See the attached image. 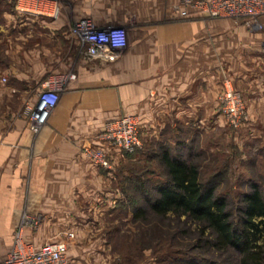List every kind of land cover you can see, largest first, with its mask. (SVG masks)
Instances as JSON below:
<instances>
[{
    "label": "crops",
    "instance_id": "crops-1",
    "mask_svg": "<svg viewBox=\"0 0 264 264\" xmlns=\"http://www.w3.org/2000/svg\"><path fill=\"white\" fill-rule=\"evenodd\" d=\"M57 1V16H36L0 0V27L6 34L29 22L42 33L29 48L22 44L30 38L6 36L12 61L0 59V263L25 213L42 215L38 229L26 227L25 237L43 243L69 230L83 235L90 210L97 218L115 208L121 197L119 165L127 154L97 138L109 119L139 115L145 154L167 143L179 144L188 154L198 148L202 127L214 129L223 121L218 94L229 78L248 109L239 146L258 144L264 164V30L249 29L231 17L206 18L182 0ZM70 12L71 17L88 16L98 25L122 28V55L79 61L69 70L57 58L62 43L67 47L69 41L54 35L70 23ZM69 71L75 76L61 84L47 123L32 130L25 104L37 101L49 76ZM85 141L107 148L116 167L96 166L82 151ZM100 248L68 247V253L75 264H111Z\"/></svg>",
    "mask_w": 264,
    "mask_h": 264
},
{
    "label": "trees",
    "instance_id": "trees-1",
    "mask_svg": "<svg viewBox=\"0 0 264 264\" xmlns=\"http://www.w3.org/2000/svg\"><path fill=\"white\" fill-rule=\"evenodd\" d=\"M181 150L167 143L148 151L147 157L159 156V167L136 157L138 151L128 156L133 166L123 172L116 206L146 231L138 238L139 256L152 248L159 262L264 264V177L245 180L236 195L225 188L230 164L219 168L212 159L205 163L200 150ZM165 234L176 247L162 244Z\"/></svg>",
    "mask_w": 264,
    "mask_h": 264
},
{
    "label": "built area",
    "instance_id": "built-area-1",
    "mask_svg": "<svg viewBox=\"0 0 264 264\" xmlns=\"http://www.w3.org/2000/svg\"><path fill=\"white\" fill-rule=\"evenodd\" d=\"M4 1L14 2L16 9L28 15L57 16L59 13L57 0ZM183 2L194 5L198 10L213 17H231L237 21L242 19L248 27L253 29L261 27L260 19L264 15V0H183ZM70 33L81 45L83 57L89 60L117 59L126 46L122 28L98 25L92 17L88 16L78 19L71 27ZM68 76L73 74L49 76L43 81L37 101L35 103L28 101L25 104L24 112L32 130L39 131L47 123L57 105L61 84ZM4 79L7 78L4 77ZM220 109L228 122L237 127L248 118L244 97L229 78L225 79ZM97 138L126 153H136L143 146L139 115L126 113L109 119ZM82 151L96 166L107 171L114 169L111 153L103 145L85 141L82 144ZM42 220L41 214L25 213L23 215L15 229L13 246L0 264H75L69 256V245L66 239H51L43 243L26 239V227L38 229ZM66 236L71 238L75 236V232L66 231Z\"/></svg>",
    "mask_w": 264,
    "mask_h": 264
},
{
    "label": "rangeland",
    "instance_id": "rangeland-1",
    "mask_svg": "<svg viewBox=\"0 0 264 264\" xmlns=\"http://www.w3.org/2000/svg\"><path fill=\"white\" fill-rule=\"evenodd\" d=\"M183 1V0H182ZM185 5H190L194 8V10L199 11L201 15L205 16L206 18H210L213 16L207 15L201 10H198L196 6L183 2ZM68 15V14H67ZM71 12L69 13V20L70 23L68 25H64L55 33V37H61L68 40L69 44L67 47L64 43H62L63 49L61 50V54H58L57 58H60L61 62L67 64L69 70H74L79 61L86 60L88 63L94 62L95 60L85 59L81 52V45L76 41L75 37L70 33L71 27L74 23L84 17H71ZM87 17V16H86ZM4 20L3 17H0V21ZM239 21H243L240 19ZM261 27L252 30H264V17L262 16L261 19ZM30 23V22H29ZM24 25L23 29L19 30L14 27L10 28L9 31H4L5 28L0 27V59L6 62L10 61L11 59L8 58L6 55V46L4 38L8 35L15 36L16 34L23 35L30 39H26L25 44L22 45L26 48H29L30 45L32 46L31 39L39 36L40 30L34 28L31 24ZM19 31L21 33H19ZM5 32V33H4ZM44 35V34H43ZM60 40H55L56 47H60L61 45ZM65 46V47H64ZM24 57V56H23ZM25 58V57H24ZM23 61V58L20 59ZM12 61V60H11ZM57 63V61H55ZM72 72V71H69ZM75 76V73H70ZM2 75L0 76V78ZM7 76L4 75L3 78ZM226 79V78H225ZM225 79L223 80L222 89L218 94V106L217 110L218 113H222L220 109L221 105V93L225 87ZM30 85V84H29ZM235 85V84H234ZM237 89V87H235ZM239 90V89H237ZM240 91V90H239ZM241 92V91H240ZM242 93V92H241ZM247 108V106H246ZM248 112V109H247ZM217 113V114H218ZM224 115V114H223ZM244 124V123H243ZM243 124L239 127L234 126L228 122L224 115L223 121H217L215 123V128L207 130L203 128V133L199 135V145L196 148V151H201V159H204V162H212L215 161V166L218 165L219 168L228 165V181L225 183L227 190H230L232 193L238 195L242 189H244L247 185V179L250 177L258 180H263L264 177V164L261 161L262 157L260 154V146L255 142H253L249 146H245L242 149L239 146V135ZM206 127V126H205ZM208 128V127H207ZM142 132V129H141ZM146 146V140L143 136V146L141 150L138 151V154H135L136 157L144 158L147 162H150L152 165L153 163L159 167V156H151L148 157L144 153V148ZM150 151V150H149ZM126 153V152H125ZM127 158L124 161H121L119 168V182L122 179L123 172L128 171L130 166H133L128 159L130 153H126ZM134 154V153H133ZM217 161H216V160ZM259 161V162H258ZM218 163V164H217ZM261 163V164H257ZM214 164V163H213ZM114 167H116L114 162ZM118 167V166H117ZM218 168V169H219ZM215 169V168H214ZM213 169V170H214ZM217 170V169H216ZM212 172V171H211ZM245 184V185H244ZM120 189V188H119ZM120 193L121 190H120ZM88 207H90L88 205ZM88 220L86 221L87 228L85 229V233L83 235H78L75 233V236L68 238L65 233L59 234L57 237L58 239H68L69 251L72 250V247H101L102 254L107 259V261L111 264H135L137 260H140L139 264L145 262V264H183L184 261H179L174 259L173 257H168L164 261L159 262L156 258V254L154 253L152 248L145 249L146 254L142 257L139 256V250L137 247L139 246L138 238L140 235H146V231L140 230L138 224H134L131 218V214L125 213L122 207H117L106 210L104 212H99L98 217L95 218L94 209L89 211ZM170 223V221H169ZM171 223L175 225V221L171 220ZM85 228V227H84ZM66 236V237H65ZM181 236L179 235L178 238ZM148 239V236L142 237ZM169 238V239H168ZM135 240V241H134ZM166 246H173L176 247V244H173L170 240V237L165 234L162 237V244ZM174 243H177L174 241ZM173 244V245H172ZM75 249V248H74ZM77 252V251H75ZM71 254V252H70ZM142 257V258H141Z\"/></svg>",
    "mask_w": 264,
    "mask_h": 264
}]
</instances>
